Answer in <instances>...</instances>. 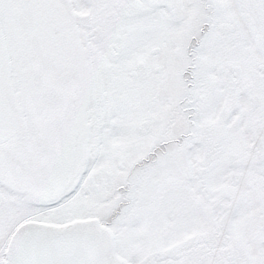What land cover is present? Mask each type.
Returning a JSON list of instances; mask_svg holds the SVG:
<instances>
[{
	"label": "snow or ice",
	"instance_id": "snow-or-ice-1",
	"mask_svg": "<svg viewBox=\"0 0 264 264\" xmlns=\"http://www.w3.org/2000/svg\"><path fill=\"white\" fill-rule=\"evenodd\" d=\"M0 264H264V0H0Z\"/></svg>",
	"mask_w": 264,
	"mask_h": 264
}]
</instances>
